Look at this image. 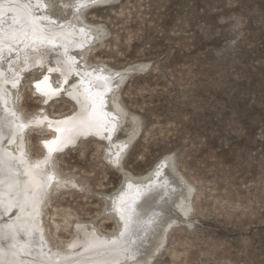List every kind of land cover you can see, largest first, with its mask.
I'll return each instance as SVG.
<instances>
[{
  "label": "rangeland",
  "instance_id": "obj_1",
  "mask_svg": "<svg viewBox=\"0 0 264 264\" xmlns=\"http://www.w3.org/2000/svg\"><path fill=\"white\" fill-rule=\"evenodd\" d=\"M46 1L61 19L78 0ZM78 15L96 38L86 60L123 73L113 94L121 121L110 142L89 135L53 154L65 184H53L41 205L48 245L67 250L83 228L118 234L111 199L125 172L143 175L167 160L190 186V208L171 205L144 264H264V0H88ZM47 73L24 71L9 88L23 117L77 108L66 91L48 102L37 91ZM60 77L51 73L54 85ZM53 133L28 127L27 153L44 156ZM120 141L128 145L115 164L109 151Z\"/></svg>",
  "mask_w": 264,
  "mask_h": 264
},
{
  "label": "bare ground",
  "instance_id": "obj_2",
  "mask_svg": "<svg viewBox=\"0 0 264 264\" xmlns=\"http://www.w3.org/2000/svg\"><path fill=\"white\" fill-rule=\"evenodd\" d=\"M87 1L66 4L69 17L60 19L50 13L46 0H0V264H144L165 236L172 206L190 208V186L183 183L186 193L167 160H161L149 173L125 172L123 186L111 199L118 234L83 228L85 235L74 238L67 250L50 247L43 236L40 214L45 195L53 184H65L53 168V154L89 135L110 142L121 121L113 96L123 73L86 60L96 38L93 26L77 15ZM38 67L49 73L36 82L37 91L47 102L66 91L77 104L72 113L45 112L29 118L18 112L9 88L19 85L24 71ZM52 72L61 76L58 85L51 80ZM74 77L72 87L64 90ZM33 125L54 131L43 140L45 154L40 158L30 156L25 147L24 133ZM127 145L113 143L109 153L115 164Z\"/></svg>",
  "mask_w": 264,
  "mask_h": 264
},
{
  "label": "snow or ice",
  "instance_id": "obj_3",
  "mask_svg": "<svg viewBox=\"0 0 264 264\" xmlns=\"http://www.w3.org/2000/svg\"><path fill=\"white\" fill-rule=\"evenodd\" d=\"M37 89H39V85H36Z\"/></svg>",
  "mask_w": 264,
  "mask_h": 264
}]
</instances>
